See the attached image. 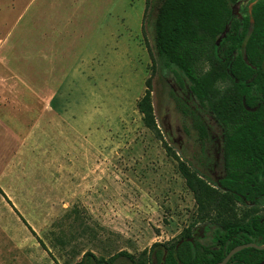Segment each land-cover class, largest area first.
<instances>
[{
    "label": "rangeland",
    "instance_id": "1",
    "mask_svg": "<svg viewBox=\"0 0 264 264\" xmlns=\"http://www.w3.org/2000/svg\"><path fill=\"white\" fill-rule=\"evenodd\" d=\"M247 5L239 0L232 12L241 17ZM153 17L146 0H0V69L23 68L25 52L39 69L43 36L77 37L71 47L82 52L55 122L36 120L44 107L29 90L36 99L27 91L0 99V264H75L86 251L99 264H151L159 244L186 232L209 244L216 227L264 211L229 200L213 180L220 170L198 160L196 132L177 105L205 112L187 83L153 65ZM12 52L16 61L6 58ZM148 78L157 134L137 109ZM181 162L217 190L210 203Z\"/></svg>",
    "mask_w": 264,
    "mask_h": 264
},
{
    "label": "trees",
    "instance_id": "2",
    "mask_svg": "<svg viewBox=\"0 0 264 264\" xmlns=\"http://www.w3.org/2000/svg\"><path fill=\"white\" fill-rule=\"evenodd\" d=\"M237 1L146 0V9H154L151 58L161 72L170 71L180 87L187 83L198 105L211 110L224 124L226 173L230 181L219 187L231 201L259 206L264 204V183L252 185L249 181L264 180V0H247L246 13L241 17L231 9ZM244 105L254 109L248 110ZM137 109L143 126L157 134L150 78L137 101ZM177 109L191 120L195 141L203 149L207 130L202 120L184 102L180 101ZM183 128L189 134L186 126ZM180 171L188 185L199 190L198 195L202 191L207 194L204 201L210 203L217 190L199 178L197 170L182 162ZM0 194L7 199L1 188ZM246 242L264 243V215L250 217L248 222L221 224L214 229L209 244L200 243L188 232L170 246L155 244L148 260L151 264H213L231 248ZM103 261L86 251L75 264ZM136 264L148 262L139 260ZM226 264H264V248H243Z\"/></svg>",
    "mask_w": 264,
    "mask_h": 264
},
{
    "label": "crops",
    "instance_id": "3",
    "mask_svg": "<svg viewBox=\"0 0 264 264\" xmlns=\"http://www.w3.org/2000/svg\"><path fill=\"white\" fill-rule=\"evenodd\" d=\"M77 40V37L68 38L64 40V42L60 41L57 43L48 38L45 40V37L43 36L41 39V67L39 69L30 67L29 59H31V57L29 58L26 52L25 65L23 68L20 69V67H17V69H14L10 66L9 62L7 69H0V79L5 83L4 86H1L0 83V99L3 98L6 100L10 97H14L19 91L22 92V95H27L26 91L28 93H35L40 96L38 106L44 107L42 113L37 115L36 120L44 124L55 122L58 117L53 116L52 111L58 110V107H63V103H65L64 92L73 89L72 85H70V79L67 80V77L75 75V72L81 74V66L78 65V61L82 52L75 51V46L73 48L71 47L74 43L79 41ZM63 44H70L69 47H67L70 51L64 52L62 49ZM15 53L16 52H12L11 54L7 53L6 58H12L13 61H16ZM45 53H47V60H45ZM88 63L90 68V57L88 58ZM5 75L8 77H5ZM14 76H17V78L20 79L19 81H22V77L20 78V76H25L26 81H24L23 78V83H21L18 79L14 78ZM28 82L29 84H27ZM37 86H39V88ZM38 89L39 92L37 91ZM30 95L31 96L27 95V97L32 99V94L30 93ZM71 121L75 123L74 117H72Z\"/></svg>",
    "mask_w": 264,
    "mask_h": 264
},
{
    "label": "flooded vegetation",
    "instance_id": "4",
    "mask_svg": "<svg viewBox=\"0 0 264 264\" xmlns=\"http://www.w3.org/2000/svg\"><path fill=\"white\" fill-rule=\"evenodd\" d=\"M258 105H260V102H257V106ZM244 106L248 110L254 109V107H249L248 105H244ZM198 107L201 110H203L202 112H205V114L199 113L200 110L197 111L195 110V108H191V109L194 110L198 114L199 118L202 120L203 125L205 126L207 130L206 131V141L204 144L205 146L203 149L200 148V153H203L204 158L200 157L198 158V160H200V162L202 161V164L206 167L211 166V168L212 167L218 168L220 170V174L217 175L216 178H214L213 180L215 181V184L218 187L224 186L225 184H228L227 181H230V179H227L228 177L226 173L227 168H226L225 151H224V145L226 143V132H225L224 124L218 120V118L214 115V113L211 110L200 107L199 105ZM239 182L240 181H238V183ZM255 182L264 183V180H261V181L257 180V181H252V182L249 181V184L253 185ZM263 205L264 204L259 205V206L261 207ZM260 215L263 216L264 211L254 212L253 214H250L245 220L238 222V223L248 222L250 220V217L260 216Z\"/></svg>",
    "mask_w": 264,
    "mask_h": 264
},
{
    "label": "water",
    "instance_id": "5",
    "mask_svg": "<svg viewBox=\"0 0 264 264\" xmlns=\"http://www.w3.org/2000/svg\"><path fill=\"white\" fill-rule=\"evenodd\" d=\"M251 7H252V3L249 4V7H248L249 11L251 10ZM251 28H252V24L250 25V30L249 31H251ZM226 30H227V28L222 33V36L225 34ZM248 34H249V32H248ZM219 40H220V38H218L217 43L219 42ZM246 247H255V248H258V249H263L264 248V243L256 244L254 242H246V243H243V244L236 245V246H234L233 248H231L228 251V253L225 255V257L221 261L213 263V264H226L227 261L229 260V258L234 253H236L237 251H239V250H241L243 248H246ZM165 253H166V251H164V255H165ZM163 259H164V257H163Z\"/></svg>",
    "mask_w": 264,
    "mask_h": 264
}]
</instances>
